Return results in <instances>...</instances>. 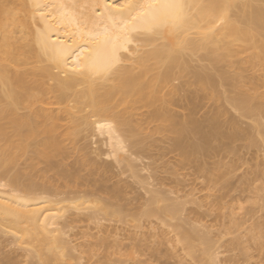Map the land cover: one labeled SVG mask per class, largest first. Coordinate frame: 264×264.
Segmentation results:
<instances>
[{"label":"rangeland","instance_id":"obj_1","mask_svg":"<svg viewBox=\"0 0 264 264\" xmlns=\"http://www.w3.org/2000/svg\"><path fill=\"white\" fill-rule=\"evenodd\" d=\"M241 2L264 9V0ZM19 5L20 1L11 2V7L21 16L23 10ZM239 12V8L233 10L232 17ZM33 28L26 35L27 43L32 39ZM19 30L20 27L16 28V39L22 38ZM191 36L195 37L196 33ZM163 41L160 39L158 43ZM234 47L239 54L229 58L230 66L226 65L229 59L216 66L205 57L204 51L185 50V57L191 64L189 69L193 71L186 70L181 74L175 69L178 73L174 74L173 70L174 76L167 83L174 88V93L170 92L167 83L164 84V92H161L168 103H158L181 124L174 123L172 117L169 123L153 119L150 117L153 107L149 102L135 101L137 103H132L131 107L134 109L129 107L131 110L123 117L132 119L125 129L130 132L127 135L133 137L135 134V137L129 139L127 136L128 146L115 156L107 135L101 134L92 123L96 117L92 108L83 106L84 109L80 110L76 102H59L55 93L44 94L35 106L56 116L47 119V123L56 127L54 140L58 145L44 147L42 143H45L46 135L42 133L41 137H31L26 143L27 140L17 139L18 144L30 142L32 147L13 150L16 158L14 156L12 162L6 161L0 167V187L11 191L12 180L16 177L19 187L15 191L19 194L49 197L51 201L59 200L64 206L69 205L66 207L69 216L66 213L61 220L60 236L73 250L70 248L71 255L67 258L60 256L46 260L47 250L44 248L40 257L35 255L36 240L19 244L0 225V264H209L211 258H214V264H264V126L258 125H264V107L258 112L257 104H254L249 108L252 112L248 110V113L233 105L238 91L255 97L264 96V66L258 58L252 63L247 62L254 52L250 45L237 41ZM29 57L13 69L30 72L42 66L43 62L37 63L31 54ZM236 65L242 69L237 71L241 73L239 76L235 72ZM162 67L155 66L152 73L162 71ZM194 70L214 75L213 87L208 83L209 88H204L207 86H202L200 73L196 75L198 71ZM219 74H227L231 83L223 81L221 78L225 76ZM45 82L50 87L55 85L48 78ZM67 110L72 115L66 113ZM31 111L21 106L17 112L27 116ZM88 115L93 120L88 119L90 125L85 123ZM215 117L219 131L226 135L213 133L203 138L195 133L197 126L207 130ZM164 124L168 126L161 128ZM136 125L140 128L136 129ZM130 126H135L139 133L133 130L134 127L131 131ZM173 128L179 132H174ZM179 142L188 143V148L193 145L205 148L199 150L200 153L195 151L194 156L192 148L189 150L182 143L181 148ZM3 144L0 133V150ZM188 150H193L189 153L193 158L185 156ZM119 155L122 156L120 162ZM153 195L156 196L153 198ZM155 198H160L159 202H155ZM82 203L91 208L79 213L76 205ZM171 203L179 206L176 217L165 214L169 210L166 206L173 207ZM154 207L159 210L162 207L161 213ZM147 210L157 213L147 216ZM189 232L193 235H188Z\"/></svg>","mask_w":264,"mask_h":264},{"label":"bare ground","instance_id":"obj_2","mask_svg":"<svg viewBox=\"0 0 264 264\" xmlns=\"http://www.w3.org/2000/svg\"><path fill=\"white\" fill-rule=\"evenodd\" d=\"M12 1H20L19 7L23 10L21 12L26 15L24 18L21 17L24 16L23 13L20 16V13L11 7ZM241 1L131 0L134 8L118 9L115 5L127 3L128 0H0V133L4 140L0 150V167L6 161L11 160L12 162L15 156L14 149L19 151L32 147V143L18 144V140H27L26 143L29 138H36L42 133L41 135H46H44L46 139H43L45 143L44 141V144L42 143L44 147L58 145L57 140H54L56 127L55 125L49 126L47 123V119H54L56 116L35 106L42 100V96L49 92L55 93L59 102L67 100L76 102L80 110L83 106L92 108V114L96 116H94L95 120L91 119L93 116L91 114L86 117L85 123H88L90 118L89 120L93 121L95 128L101 134L107 135L108 142L113 147V151H111L115 156V154L121 153V150L126 149L128 144H126L128 142L126 140L135 137V134L133 136L132 133L133 137H131L129 130L125 129V125L130 124L132 119L124 118V120L123 117H126L129 109L138 100L146 104L149 102L148 104L153 107L151 116L149 115L151 118L168 121V123L172 121L173 115L169 113L170 111L158 103L163 101H165L164 105L168 103L166 96L161 91L164 92L162 89L164 84L171 80L169 79L171 76H174L173 70L176 69L181 74L186 73V70L193 71L192 68V70L189 69L191 64L189 58L185 57V50L188 49L194 53L202 50L205 52V57L212 62L225 63L231 56L238 53L234 43L240 41L253 48L254 52L247 62L252 63L254 58H258L264 66V9L252 3L243 4ZM236 8H239L240 12L236 17H232V12ZM19 27L22 38L16 39V28ZM30 28L34 30L31 29L33 30L32 39L30 38L31 40L27 43L26 35L30 33L28 31ZM193 32L196 33L195 37L191 36ZM160 39L164 41L158 43ZM149 46L154 47L145 49ZM29 54L38 61L37 63L45 64L34 66L35 68L30 72L13 69V66L20 65L29 59ZM129 62L133 64L128 65ZM230 62L229 59L226 65H229ZM157 65H163V70L153 74L152 71ZM238 70L237 67L235 70L237 76L241 74L242 69L239 70V74ZM199 71L194 70L196 75L200 73ZM201 72L202 74L200 73L198 76L204 83L202 86H207L204 88L208 89V85L211 84L210 86L213 87L214 78L212 77L214 75L210 76L209 73L208 75L203 74L207 73L205 71ZM219 75L225 76L221 79L227 82V74ZM46 78L54 81L55 85L47 86ZM237 79L239 80V77ZM230 81L229 79L227 83H231ZM201 82L199 81V83ZM167 84L169 85V83ZM235 84L233 83V85ZM237 84L239 86V82ZM166 87L165 90L168 91V87ZM169 88L172 90L170 92L174 93V88L172 89L170 85ZM237 93L238 96H235L233 105H237L243 111L245 109L250 112V106L257 104L259 110L257 111L263 110L264 96L255 97L239 91ZM21 106L32 109L31 113L27 116L18 114L17 111ZM66 113L70 112L67 110ZM129 114L132 116V111ZM216 117L212 121L210 120L211 125L209 122L208 126L210 127L207 130L203 127L201 129V126H195V133L203 138L213 135V133L226 135L221 132V129L219 131ZM191 119L187 121L190 122ZM3 120L5 121L3 122ZM173 121L176 124L180 123L175 122L174 118ZM137 125L136 129L140 128ZM164 125L161 128L168 126ZM258 125L261 128L264 126L261 123ZM40 127L44 130L41 131ZM133 127L136 132L135 126ZM186 127L181 128L185 130ZM178 130L173 131L179 132ZM262 130L264 133V129ZM127 132H129L128 135ZM127 136L131 138L127 139ZM181 143L175 144L181 146ZM183 144L182 146L186 147L188 145V143L187 145ZM182 146L181 148H183ZM191 148L194 150H192V154H194L195 151L198 152L205 147L193 145L188 149ZM191 152L189 151L185 156L193 158L192 154L189 156ZM119 157L120 155L117 156V159ZM121 157L118 161L121 160ZM17 180L16 177L12 180L11 191L1 190L0 187L1 228L12 234L19 244H27L30 240H36L37 248L34 249L36 256L40 257L43 254L42 248H44L47 250L46 260L53 257L60 258V256L67 258V255H71V247L69 242H65L64 237L62 238L60 235L62 234L61 220H64L69 205L64 206L59 200L51 201L48 199L49 197H37L36 195V197L32 195L30 197L19 194L15 191L19 187V180ZM159 195L164 198L161 194ZM155 196L153 195V198ZM166 199L165 197L164 200ZM154 200L156 202L158 199ZM155 202L153 201V203ZM81 205H76L79 213L84 211L82 209L91 208V206L84 205L82 207ZM171 205L173 207L170 204L166 206L169 207V210L165 214L168 213L176 217L179 206L176 207V203H171ZM72 209L70 208L71 211ZM70 210H68L69 213ZM160 210L157 211L160 212ZM147 211V216L153 212L157 213L154 210H150L148 213ZM111 212L110 214H113V211ZM192 232L194 231L192 230ZM189 233L188 235H193L191 232ZM115 234L117 235V233ZM26 238L29 240L27 239V241ZM71 249L73 250V248ZM211 259L210 262H215L214 258ZM210 262L208 263L212 264Z\"/></svg>","mask_w":264,"mask_h":264},{"label":"snow or ice","instance_id":"obj_3","mask_svg":"<svg viewBox=\"0 0 264 264\" xmlns=\"http://www.w3.org/2000/svg\"><path fill=\"white\" fill-rule=\"evenodd\" d=\"M115 7L118 8V9H121V8H129V9H131V8H134L135 6L132 4L131 0H128L127 3L117 4V5H115ZM109 127H111V126L109 125Z\"/></svg>","mask_w":264,"mask_h":264}]
</instances>
